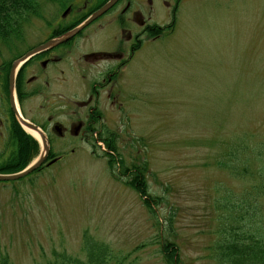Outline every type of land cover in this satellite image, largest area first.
Listing matches in <instances>:
<instances>
[{
    "label": "rangeland",
    "instance_id": "1",
    "mask_svg": "<svg viewBox=\"0 0 264 264\" xmlns=\"http://www.w3.org/2000/svg\"><path fill=\"white\" fill-rule=\"evenodd\" d=\"M61 11L40 0L41 16L22 25L28 43ZM112 31L99 32L96 46L111 47ZM122 79L127 111L108 105L107 124L126 163L146 165L150 191L162 199L157 214L112 173L104 145L72 141L53 148L58 162L0 182V255L13 264H43L55 251L85 258V232L109 244L121 264H167L160 250L167 238L180 264H219L210 249L220 237L217 199L255 197L264 215V190L252 189L264 182V0L187 2ZM40 104L27 102L28 117ZM237 143L257 157L240 156V175L226 166ZM10 149L0 144V160Z\"/></svg>",
    "mask_w": 264,
    "mask_h": 264
},
{
    "label": "flooded vegetation",
    "instance_id": "2",
    "mask_svg": "<svg viewBox=\"0 0 264 264\" xmlns=\"http://www.w3.org/2000/svg\"><path fill=\"white\" fill-rule=\"evenodd\" d=\"M52 1H56L62 11L55 19L45 20V28L34 30L31 43L25 29L3 31L0 35V44H3L0 50V144L10 147L14 143V122L29 133L12 106L10 81L16 73L14 95L19 110L47 135L51 148L47 161L57 158L58 162L61 155L51 157L55 147L63 148L77 140L106 147L100 136L105 130L115 132L118 139V132L107 124L106 109L111 105L117 106L119 111H127L122 96L128 95L124 87L119 86L123 74L144 45L170 31L182 7L193 0H118L70 39L41 49L109 0ZM95 22H98L96 27L87 31ZM106 29L113 30L111 47H97V36ZM33 50L36 52L18 64L13 73L15 63ZM33 100H40L41 104L33 117H28L26 105ZM69 101L75 108H71ZM66 113L70 114L66 115L70 116L68 121L60 118Z\"/></svg>",
    "mask_w": 264,
    "mask_h": 264
},
{
    "label": "trees",
    "instance_id": "3",
    "mask_svg": "<svg viewBox=\"0 0 264 264\" xmlns=\"http://www.w3.org/2000/svg\"><path fill=\"white\" fill-rule=\"evenodd\" d=\"M39 6L40 0H0V35L3 31L22 29L27 15L39 14ZM20 128L19 124L14 122L12 132L14 143L10 146L9 153L0 160L1 173L22 170L40 152L39 141ZM115 134L110 130L100 134L106 145L104 155L107 157L110 170L114 175L119 172L121 177H125L126 183L139 193L143 203L157 214L156 207L161 204L162 199L150 191L146 165L127 164L119 151ZM236 145V149L230 151L226 166L232 174L240 175L241 170L236 165L240 156L245 154L246 157L252 158L251 161L257 157L253 150L248 153L239 143ZM55 155L54 152L51 153V157ZM40 169L42 168L32 173ZM242 173L250 174L249 164L243 168ZM252 189L254 192L264 190V182L253 186ZM254 199L248 195L233 199L231 196L222 200L217 199L216 208L221 212L218 215L220 237L210 246V249L219 264H264V215ZM160 246L167 264L181 263L176 242L167 238L160 242ZM83 250L85 258L55 251L53 258L43 264H114V262L121 264L109 244L95 239L88 232H85L83 237ZM0 264H13V262L8 254H1Z\"/></svg>",
    "mask_w": 264,
    "mask_h": 264
},
{
    "label": "water",
    "instance_id": "4",
    "mask_svg": "<svg viewBox=\"0 0 264 264\" xmlns=\"http://www.w3.org/2000/svg\"><path fill=\"white\" fill-rule=\"evenodd\" d=\"M117 1L118 0L107 1L104 5H102L98 10H96L94 13H92L90 16H88L80 24H78L74 28L70 29L64 35L50 40L49 42H47L44 46H42L40 48L44 49V48H47L49 46H53L59 42L70 39L71 37L76 35L80 30L85 28L92 21H94L96 18H98L100 15H102L108 9H110ZM35 52H36V50H33V51L29 52L24 58L17 61L14 65L13 73L16 72L15 68L18 67L21 62L26 61ZM15 74H12L11 81H10L11 91H12V97H11L12 106H13L16 114H17L19 122L24 127V129L26 131H28L30 134H32L40 142L41 150H40V153L38 154V156L32 162H30L25 168H23L22 170L17 171V172H11V173H1L0 172V182L1 181L19 180L21 178L28 176L29 174H31L35 170L42 168L43 165L47 162L48 157H49L50 152H51L50 143H49L48 137L45 134V132L39 126H37L35 123L24 118L22 116L20 110H19V107H18L17 102H16V98L14 95L15 76H16ZM56 161H57V158H53V159L48 161V165H52Z\"/></svg>",
    "mask_w": 264,
    "mask_h": 264
}]
</instances>
